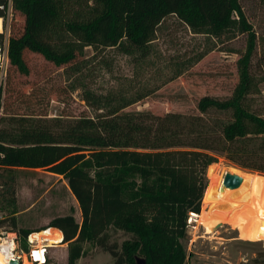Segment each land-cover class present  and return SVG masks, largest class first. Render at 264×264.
Returning a JSON list of instances; mask_svg holds the SVG:
<instances>
[{
  "label": "trees",
  "instance_id": "obj_1",
  "mask_svg": "<svg viewBox=\"0 0 264 264\" xmlns=\"http://www.w3.org/2000/svg\"><path fill=\"white\" fill-rule=\"evenodd\" d=\"M8 6L23 17V27L9 36L6 77L11 70L29 74L26 53L74 73L86 47L144 54L172 15L215 36L231 28L232 14L243 19L239 0H0L3 20ZM2 39L0 34V47ZM246 63L235 98L204 97L199 116L110 109L104 97L91 92L82 101L94 117L9 115L13 128L0 130V192L15 205L14 178L5 174L22 167L65 177L81 223L71 215L56 217L44 231L61 233L67 264L84 257L81 245L89 241L113 264H136V257L145 264H184L189 215L201 214L209 191L206 170L224 156L242 170L264 174V139L254 141L264 136V119L245 106L252 85ZM209 110L229 112L232 120L209 123L203 117ZM11 206L0 228L16 234L27 252L28 237L38 231L19 228ZM112 228L132 235L122 250L110 241ZM243 264H264V251Z\"/></svg>",
  "mask_w": 264,
  "mask_h": 264
},
{
  "label": "rangeland",
  "instance_id": "obj_2",
  "mask_svg": "<svg viewBox=\"0 0 264 264\" xmlns=\"http://www.w3.org/2000/svg\"><path fill=\"white\" fill-rule=\"evenodd\" d=\"M239 4L243 19L232 14L231 28L218 36L207 33L204 28L187 26L172 15L158 27L144 54L127 55L117 47L96 50L86 47L82 63L74 66L77 70L74 73L71 69L53 66L37 54L26 53L29 74L24 76L11 70L6 77L9 36L23 27V17L8 6L5 19L0 18L3 36L0 130L13 128L7 119L9 115H38L45 120L94 117L96 113L82 101L86 92L104 97L108 108L124 112L199 116L198 103L202 98L219 101L235 98L245 62H248L252 82L245 106L264 119V2L239 0ZM6 84L8 93L4 94ZM208 112L203 117L209 123L226 124L232 120L229 112ZM262 139L264 136L258 137L255 144ZM230 169L264 177L263 173L242 170L220 156L217 163L206 170L209 191L200 215L217 201V186L225 173H231ZM10 175L14 178L15 205L11 206L9 194L0 192V220L11 206L16 212L18 227L38 233L56 217L71 215L81 223L79 206L63 175L27 167L5 174V179ZM253 195L254 200L247 207L243 204L239 213L246 224L243 231L234 224L220 222L219 229L207 233L196 219L190 222L188 218L184 264H243L252 260L257 252L264 251V241L255 238L256 222L252 219L254 203L264 207V188H256ZM236 197L240 198L239 194ZM7 231V226L0 228V239L10 237L14 242L13 258L20 264L24 261L33 264L30 253L36 244L30 241V236L25 244L28 251L24 252V243L16 234ZM109 234L110 241L120 250L132 237L124 229L112 228ZM81 246L85 255L75 264H113V259L93 242H84ZM59 247L42 249L46 264H67V254Z\"/></svg>",
  "mask_w": 264,
  "mask_h": 264
},
{
  "label": "bare ground",
  "instance_id": "obj_3",
  "mask_svg": "<svg viewBox=\"0 0 264 264\" xmlns=\"http://www.w3.org/2000/svg\"><path fill=\"white\" fill-rule=\"evenodd\" d=\"M230 172L229 174L240 178V187L230 190L222 185V179L217 186V201L207 207L204 215H195L198 224L204 226L207 233L212 232V229L220 222L234 224L237 229L243 231L246 224L239 217L240 211L244 208L242 205L249 206L255 198L253 195L255 189L260 186L264 188V177L245 174L237 169H230ZM238 194L240 198L236 197ZM254 205L255 211L252 219L256 222L255 238L264 241V207L257 205V202ZM29 239L36 244L30 253L32 262L44 264L45 256L42 249L61 245L63 237L56 230H47L34 234ZM14 248V242L10 240V237L0 239V264H8L9 260L14 257ZM24 264H26L25 261Z\"/></svg>",
  "mask_w": 264,
  "mask_h": 264
},
{
  "label": "water",
  "instance_id": "obj_4",
  "mask_svg": "<svg viewBox=\"0 0 264 264\" xmlns=\"http://www.w3.org/2000/svg\"><path fill=\"white\" fill-rule=\"evenodd\" d=\"M241 181L240 178L235 176V175H231L229 173H225L223 176V181H222V185L224 187H228L230 190H235L237 188L240 187ZM195 219V214H190L189 215V220L190 222L193 221ZM221 227V224H217L213 229L212 232L216 231L217 229H219ZM136 264H145V260L139 257L135 258ZM8 264H20L18 259L12 258L9 260Z\"/></svg>",
  "mask_w": 264,
  "mask_h": 264
},
{
  "label": "crops",
  "instance_id": "obj_5",
  "mask_svg": "<svg viewBox=\"0 0 264 264\" xmlns=\"http://www.w3.org/2000/svg\"><path fill=\"white\" fill-rule=\"evenodd\" d=\"M55 249V248H54ZM60 250H63L64 252H66L67 254V244H61L60 247H59Z\"/></svg>",
  "mask_w": 264,
  "mask_h": 264
},
{
  "label": "built area",
  "instance_id": "obj_6",
  "mask_svg": "<svg viewBox=\"0 0 264 264\" xmlns=\"http://www.w3.org/2000/svg\"><path fill=\"white\" fill-rule=\"evenodd\" d=\"M33 264H37V263L36 262H33ZM44 264H46V262Z\"/></svg>",
  "mask_w": 264,
  "mask_h": 264
}]
</instances>
